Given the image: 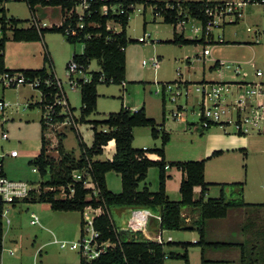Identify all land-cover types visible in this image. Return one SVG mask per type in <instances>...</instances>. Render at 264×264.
I'll return each instance as SVG.
<instances>
[{"label":"rangeland","instance_id":"1","mask_svg":"<svg viewBox=\"0 0 264 264\" xmlns=\"http://www.w3.org/2000/svg\"><path fill=\"white\" fill-rule=\"evenodd\" d=\"M228 1L237 2L239 0ZM6 8L9 16L19 20L16 25L18 27H25L34 18L28 3L24 0L9 1ZM44 10L54 12L51 16L52 20L58 18L61 20L62 14L59 7H39L38 15L40 17H44ZM144 10L143 3H136L135 9L130 14L128 36L134 41L129 42L127 47L129 67L125 85L117 83L99 84L97 108L88 119L91 121L105 120L110 113L121 109L123 100H129L131 104H135L145 94L151 108L156 112L157 117H153L158 119L160 123L165 120V128L171 132V140L166 145V158L173 161L205 158L207 157L205 152L208 145V135L216 133L229 139L233 135H239L235 125L215 124L210 128H204L198 113L200 106L196 100V92L180 97L177 103L172 102L167 96L164 109L163 95L158 93L157 89L160 87V83L173 81L179 77L190 81L191 87H194L192 84L203 80L228 82L264 80V76H257L255 72L257 67L264 68V3L247 4L237 22L230 23L235 17L233 14H227L225 19H218L219 25L212 27L214 38L219 40L220 35L226 41L210 44L209 48L213 50L212 56L241 63L242 73L238 74L227 67H212L213 61L199 57L197 52L203 50L207 45L204 42L199 44L167 42L173 38L175 25L164 22L161 15L154 13L152 6H148ZM51 18L50 20L46 19L48 23L51 22ZM193 23L196 26L201 25L200 21L191 19L185 25L186 29L184 30L188 38L194 35L191 30ZM115 27L116 24L112 28ZM117 27L120 29L119 26ZM248 28H251L252 31H249ZM13 29L8 31L9 39L5 47L7 66L15 69L26 66L40 68L44 65L43 57L47 52L53 60V67L46 63L48 70L54 72L57 78L63 81L71 106L75 113L80 115L82 107L81 89H73L68 84L66 66L71 61L74 52H83L84 44L82 42L70 43L62 32L53 31H47L44 34V41L41 39L32 43H20L13 39ZM145 31L151 36H146V41H141L145 37ZM153 57L158 58L161 64L156 71L151 65V58ZM143 60H146V64H143ZM89 70H99L97 60L91 62ZM243 72H247L249 76L244 77ZM86 75L88 74L86 73ZM125 87L127 88L125 89ZM1 98L9 104L4 113L0 115V154L5 155L3 158L4 171L12 179L32 181L34 184L47 180V176L42 177L41 173L34 171V166L29 164V161L38 156L41 150L42 126L40 120L43 110L37 104L34 107H30L28 104L41 100L42 91L29 83L11 88L0 87ZM176 104L185 106L183 117L174 118L172 116L171 112ZM79 128L84 140L88 144H92L93 129L91 122H83ZM3 131L8 133L9 139L2 137ZM60 132L67 136L64 140L65 148L68 151H74L75 155L79 157L80 148L77 131L70 128L65 131L56 129L58 136ZM244 136L247 139L254 138L253 141L255 142L252 146H257V143L264 146L263 132L251 131ZM256 138H258V142H256ZM161 142L160 136L154 137L152 135L151 127L134 128L133 146L135 148L161 147ZM12 149H17L20 156L15 158L8 155L7 153ZM53 154L54 157L58 155L55 149ZM205 174L209 180L244 182L247 199L264 200V151L250 149L246 154V151L238 150V152H230L224 156L209 159ZM107 181L111 190L115 192L122 190L121 175L118 172L110 171L107 174ZM146 182H142L140 187L147 184L151 190H158L159 176L155 167L150 168ZM220 189L219 185L211 186L210 196H220ZM236 197L237 194L226 193L227 200ZM9 209L8 216L12 222L9 225L6 219L3 220L5 236L2 264H80L81 254L69 246L62 247L60 243L61 241L75 242L80 240L82 235L81 211H57L53 210L49 203L25 201L10 205ZM130 211V207L127 206L111 207L110 214L119 229L130 226ZM33 212L39 216V224L31 223ZM258 216L260 223L264 226V209L258 213ZM195 231L199 236L198 230ZM152 234L155 235L156 231H153ZM169 234H172L176 240L186 241L192 238L190 230H173L171 232L165 230V239ZM258 245L256 244V249L251 250L254 245L251 246L249 243L247 247H251L247 252L254 251L253 257L257 258L258 263H263L264 256H261V252H264V249L261 250ZM190 249L192 250L190 264H202L201 247L199 245L192 246ZM11 250L14 252L11 253ZM165 250L167 252H184L185 248L166 243ZM231 257L228 262L238 261L237 264H240L239 258L235 261ZM227 258L225 256L219 257V259ZM254 262L252 264H255ZM164 264L186 263L183 258L168 257ZM216 264L227 263L222 261Z\"/></svg>","mask_w":264,"mask_h":264},{"label":"trees","instance_id":"2","mask_svg":"<svg viewBox=\"0 0 264 264\" xmlns=\"http://www.w3.org/2000/svg\"><path fill=\"white\" fill-rule=\"evenodd\" d=\"M34 2V1H33ZM45 5L62 6L63 23L54 25L50 28H38L30 26L26 28L13 27V39L15 41H38L47 31L62 32L67 41L73 44L82 42L84 50L82 53L74 52L72 60H76L84 69H89L93 60H97L99 70H89L92 79L84 82L81 87V123L90 121L94 132V140L89 146L84 140L81 132L77 131L80 148V155L77 157L74 151L65 148V133H60L59 140V159H55L47 154V141L44 136L46 123L41 117L42 125V147L38 156L29 161L30 165L38 167L42 177H48L42 181L41 191L33 190L30 197L24 199L25 202L49 203L53 210L57 211H83L87 205L102 206L103 212L95 217V228L100 232V240H111L115 246L110 248L100 258L92 263H84L81 259L80 264H164L166 258H183L186 264H190L188 254L189 243L181 242L185 247L184 252L165 250L166 243H160L148 239L141 229L132 230L130 228L119 229L110 214L112 206L145 207L159 212L162 215L161 228L165 230L188 229L186 218L182 214V209L186 206L198 208L200 219L197 223L202 232L203 245L209 247H228L238 245L229 241H210L205 240L204 225L205 220L210 218L226 217L229 210L250 206L243 198V183H234L241 186L237 199L226 200L225 191L222 190L220 197H210L205 199L210 183L205 180L206 159L171 161L166 160V145L170 141L169 132L163 130L164 122L157 121L149 117L144 106L138 109H131L122 103L121 109L109 114L105 120H89L88 117L95 112L98 102V85L101 83L124 84L126 81L127 60L126 48L129 42L134 41L128 38L127 26L129 24L130 13L104 15L101 12H94L86 19L85 27L75 36L67 35L66 29L77 25L78 18L70 14V10L75 4V0H48L43 1ZM109 2L123 4L125 7L131 3H143L144 8L152 6L154 13L163 17L164 22L173 24L175 27L184 20L196 18L202 21L205 30L208 22L212 19L206 10L208 7H215L223 1L218 0H110ZM95 8H99L97 5ZM144 10V11H145ZM109 20L120 23V30H112L107 27ZM11 21L17 25L19 20L15 17ZM4 29L6 21L3 19ZM95 25H91V23ZM205 32V31H204ZM205 33L201 38H188L183 32L174 31L172 39L167 42L177 44H199L205 41ZM9 37L5 34L0 54V72L22 71L27 77L41 79L42 99L37 103L44 111L47 103H52L59 92L56 84L47 86L45 80L50 78L55 80L56 74L49 71L46 63L53 67V60L46 52L44 55L45 65L40 68L13 69L6 67L5 47ZM70 62V61H69ZM68 62V63H69ZM68 65V64H67ZM165 97L163 105L165 109ZM61 107H57L60 109ZM165 115V110H164ZM59 118V117H58ZM62 118V117H61ZM60 118V119H61ZM165 118V116H164ZM147 126L152 128V135L157 137L161 132L162 145L155 148L154 152L161 156V160H153L146 156L147 148H135L134 128ZM106 127L108 130H104ZM163 130V131H162ZM116 141V153L113 159H98L97 156L103 154L104 147L110 140ZM218 152H215L217 154ZM219 154V153H218ZM167 166L177 167L183 172V179L180 186L182 194L181 200H172L166 192ZM158 169L159 188L151 190L147 185L140 187L141 183L148 177L150 168ZM89 168L96 183L98 194H93L89 198L92 189L85 187L84 180H76L74 172ZM116 171L121 175L122 190L112 191L107 185V173ZM74 183L75 193L71 197H57L59 189L45 192V185L59 187ZM202 187L200 199H194V187ZM225 185V184H223ZM68 191H70L68 189ZM21 202V201H20ZM19 203V202H18ZM16 204V203H15ZM4 203L0 201V255L4 250V223H3ZM202 240H200V243ZM168 243V242H167ZM242 264H245V255L242 254Z\"/></svg>","mask_w":264,"mask_h":264},{"label":"built area","instance_id":"3","mask_svg":"<svg viewBox=\"0 0 264 264\" xmlns=\"http://www.w3.org/2000/svg\"><path fill=\"white\" fill-rule=\"evenodd\" d=\"M9 1L13 0H0V54L3 52L1 45L4 40V35L6 34L9 37L8 31L16 26L11 21L13 16H9L7 13L6 4ZM24 1L28 3L29 8L33 12L36 2L48 0ZM109 1L110 0H75V4L70 10V14H73L78 18L77 25L74 27H68L66 29V34L72 36L77 35L85 27L86 19L94 12H101V14L104 15L126 14L130 13V10L133 11L136 6V4L131 3L125 7L123 4L112 3ZM220 1H223V3H219L215 5V7L211 6L207 8L206 13L212 17V19L208 22L205 30L203 28L202 21L196 18H189L188 20L181 21L178 26L181 31H184L186 29L185 25L191 19L200 21V26H196L195 23H193L191 30L194 33V37L192 36L191 38H201L203 33H205L204 43L207 45L203 48V50L197 52V55L199 57H203L205 60L209 59L213 61L214 64L212 67H227L229 69H233L237 74L242 73L241 63L230 62L228 60L212 56L213 50L209 48L210 44L214 42H226L220 35L219 40L214 38L212 27L219 25L218 19H225L227 14H233L235 17V19L230 21V23L237 22L243 14V8L247 4L264 3V0H239L237 2L228 0ZM97 5L99 8H95ZM3 19L6 21V30L4 29ZM63 19L64 15L58 25L63 23ZM90 23L91 25H95L92 22ZM114 24H116V27L112 28L114 27ZM30 25L37 26L38 28L41 27L35 17ZM117 26L120 28V23L115 20H109L107 23V27L112 30H120ZM248 30L252 31L251 28H248ZM144 39H146V37ZM151 65L155 68V71L161 66L159 59L156 57L151 58ZM255 72L257 76H264V68L262 67H257ZM86 73L88 75H86ZM66 74L68 76L67 82L73 89H81L84 82L92 79L88 70L84 69L76 60H72L68 63L66 66ZM243 75L244 77L249 76L247 72H243ZM26 83L39 88L41 86V79L27 77L24 72L17 70L0 72V87H18L19 85ZM45 84L47 86L56 84L59 89L54 101L52 103L45 104L44 111H42V116L46 123L44 136L47 141V154L54 157L53 150L55 149L58 155L54 158L59 159L58 145L60 136L56 134V129L65 131L67 128H70L80 132V115H77L74 108L71 106L68 94L61 79L57 78V76H55L54 81L48 78L45 80ZM192 85H194V87H191L190 81L183 80L179 77L173 81L160 83V87L157 89V92L161 93L165 97V101L168 96L169 99L175 103H177L180 97L184 95L188 96L196 92V100L200 106L198 113L201 125L204 128H209L215 124H234L236 132L239 134L245 135L251 131L264 133V80H242L233 82L203 80ZM8 105L9 104L5 99H0V115L4 113ZM57 107L61 108L57 109ZM184 109V105L176 104V107L173 108L171 114L174 118L183 117ZM104 130L108 129L104 127ZM2 135L5 139L9 138L6 131H3ZM9 154L13 157H17L19 156V151L17 149H12ZM88 169L89 168L77 170L73 175L76 180H84L85 187L93 190V192L89 194V198H91L93 194H98V189L92 174L89 171L90 169ZM33 170L39 171L38 167H34ZM41 186V182L34 184L32 181L29 182L27 180H16L10 178L4 171L3 159L0 157V201L4 203V210L2 214L3 220L6 219L7 223L10 224L11 219L8 216L10 211L9 206L15 205V203L17 204L18 202L30 197L33 190L41 191ZM57 188L59 189L57 197L60 198L71 197L75 193L74 183H69L67 186L61 185L59 187L45 185L43 190L47 192L56 190ZM68 189L70 191H68ZM130 209V226L128 228L132 230L141 229L145 237L160 243H167L171 239V237H166L165 239V229H162L160 225L162 222V215L159 212H154L153 210L145 207H132ZM102 212V206H94L91 204L87 205L82 211V235L80 240L75 242L61 241L60 243L62 247L69 246L71 249L77 250L81 254V259L84 263H92L95 259L100 258L101 255L105 254L110 248L115 246V243L111 240H100L101 234L95 228V217ZM31 217L32 224L40 223L39 216L35 212L31 214ZM153 221H156L157 225L155 235L151 234L148 230ZM13 252L14 250H11V253Z\"/></svg>","mask_w":264,"mask_h":264},{"label":"crops","instance_id":"4","mask_svg":"<svg viewBox=\"0 0 264 264\" xmlns=\"http://www.w3.org/2000/svg\"><path fill=\"white\" fill-rule=\"evenodd\" d=\"M41 6H43L44 8H48L49 6H52V5L45 6L44 2H36L35 7L33 9L34 13L30 9L31 12L33 13L34 17L37 19L38 23L41 25V27L42 28H44V27L50 28L54 25H58V23L62 20V18H61V20H59V18L52 20L51 16L53 15L54 12H52V11L49 12V11L44 10L43 11L44 17H40V15H38V13H39L38 8ZM54 7H59L61 14L63 16L62 7L61 6H54ZM50 18H51V22L48 23L46 19L50 20ZM30 26L31 25L29 23L28 25H26L25 27H22V28H26V27H30ZM128 26H129V24H128ZM128 26H127V34H128ZM145 29H146V26H145ZM175 30L184 33V31H181V29L179 28L178 25L175 27L174 31ZM147 35H149V37L151 36V34H149L145 31L144 36L146 37ZM184 35H185V33H184ZM128 38H130V37L128 36ZM144 38L141 41H146V39H144ZM43 39H44V35L42 36V41H44ZM130 39H132V38H130ZM18 42H20V43H22V42L32 43L34 41H18ZM44 45H46V43H44ZM126 60H127V71H128L129 56L127 54V48H126ZM43 62H44V57H43ZM5 63H6V61H5ZM143 64H146V60H143ZM44 65H45V63H44ZM6 67L9 68V66H7V63H6ZM25 68H31V67L26 66ZM13 69H15V68H13ZM20 69H22V68H20ZM154 70H155V68H154ZM127 71H126V79H127ZM164 82H166V81H164ZM124 85H125V83H124ZM126 88L127 87H125V89ZM40 101L41 100L37 101L36 103H30V105L28 104V106L34 107L35 104H37ZM122 103H124L125 105L127 104L128 106L127 105L126 106L131 108V109H138V108L144 106L146 109L147 115L149 117L154 118L157 121V123H160V122H158V119L153 117V116H156V112H154V110L151 108L150 102L147 101V97L145 96V94L142 95L141 98L138 99L137 103H135V104H131V102L129 100H125V101L123 100ZM1 125H3V124H1ZM163 130L169 132L170 140H171V132L169 130H167V128H165V125L163 126ZM202 133H204V132H202ZM159 136L161 137V132L157 137H159ZM2 137H3V135H2ZM253 139L254 138H252V137L247 139V137H245L243 134L233 135L229 139H227L226 137H224L220 134L210 133L208 135V141H207L208 145H207V149L205 152V155H207V157L197 159V160L206 159L208 162L209 159L212 160L216 157H221V156H224L226 154H229L230 152H238V150H241V151L244 150V151H246V154H247V152H249L250 149H252L253 151L263 152L264 146H260L258 143H257V146H252V144H254V142H255V141H253ZM257 139L258 138H256L255 140H257ZM93 140H94V132H93ZM256 142H258V140ZM88 145L91 146L92 144H88ZM161 145H162V142H161ZM41 147H42V139H41ZM155 148H159V147H155ZM155 148H147V151L145 152V154L150 159L161 160V156L158 153L154 152ZM143 149H145V147ZM215 152H218L219 154L218 153L215 154ZM115 153H116V141H115V139H113V140H110L109 143L104 147L103 154L97 156V158L102 159V160L113 159V156ZM7 154L10 155L9 153H7ZM19 156H20V152H19ZM19 156H17V157H19ZM0 157H1V159H3L5 157V155L0 154ZM11 157H13V156H11ZM17 157H15V158H17ZM166 160H167V162L173 161V160H168L167 158H166ZM177 161H185V160H177ZM207 162H206V165H207ZM205 173H206V169H205ZM182 179H183V172L181 170H179L177 167L167 166L166 192H167L168 196L170 197V199H172V200H181L182 199V194L180 192V186H181ZM205 180L208 183H210V185L208 187L207 193L205 194L204 200H207L208 198L212 197V196H210L209 191L211 189V186H213V185H219L220 186V188H221L220 189V196H221V193L223 190V191H225V197H226L227 192H230V194H237L236 198H230L228 200L237 199L239 197L238 194L240 192L241 186L238 184H234V183H243V198L247 203H250L251 205L241 207V208L231 209V210H229L227 216L223 217V218L206 219L205 225H204V229H205L204 234L205 235H203L205 237V240L224 241V242L229 241V242H233V243H238V245H233V246H228V247H218V248L203 245L204 240L202 238V232L200 231V229L198 228V225H197V223L200 219V211L198 208H194V207H190V206H186L182 209V214L186 218L187 226L190 228L181 229V230H190V233H192L191 240H186V241L180 240V239L176 240L172 234H169L168 237H171V239L168 241V243L174 244V246H178V247L182 246L180 244L181 242L189 243V245L187 247H188V254H189V258H190V263L192 261L191 260L192 250L190 248L192 246L196 247L199 245L201 247L202 264H216V263L222 262V261L226 262L227 264H237L238 261H236V260L238 258L240 260V264H242V254L243 253L245 255V264H249V263L252 264V262H254V261H255L254 262L255 264H264V262L258 263L257 258L253 257L254 251H251L250 253L247 252L248 250H250V247L252 245H254V246L251 248V250L256 249V244L257 245L260 244L258 246L260 247L261 250L264 249V226L260 223V218L258 216V213H260L261 210L264 209V200H258L257 201V200H253V199H247L244 182L209 180L207 178L206 174H205ZM144 182H146V180ZM223 184H225V185H223ZM107 185H108V181H107ZM145 185H147V184H145ZM153 191H156V190H153ZM201 196H202V187L200 185H196L194 187V199L195 200L200 199ZM220 196H218V197H220ZM214 198H216V197H214ZM3 223H4V221H3ZM9 225H11V223ZM148 230L151 234L153 231L157 230L156 221H153L151 223V226L148 228ZM195 230H198L199 236L197 235V232ZM167 231L171 232L173 230H167ZM164 233H165V231H164ZM4 236H5V230H4ZM200 240H202L201 243H200ZM249 243L251 244V246L248 248L247 246ZM3 245H4V238H3ZM183 248H185V247H183ZM219 249H221V251H219ZM261 250H260V252H261ZM176 252H179V251H176ZM221 256L222 257L225 256L228 258L227 259H219V257H221ZM261 256H264V252H261ZM230 257L233 258L236 262H233V263L228 262ZM0 264H2V254L0 255Z\"/></svg>","mask_w":264,"mask_h":264}]
</instances>
